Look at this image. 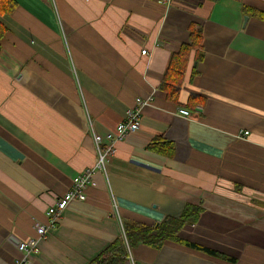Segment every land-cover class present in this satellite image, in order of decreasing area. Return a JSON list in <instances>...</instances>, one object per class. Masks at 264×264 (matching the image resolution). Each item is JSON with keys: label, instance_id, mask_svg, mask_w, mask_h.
<instances>
[{"label": "crops", "instance_id": "obj_1", "mask_svg": "<svg viewBox=\"0 0 264 264\" xmlns=\"http://www.w3.org/2000/svg\"><path fill=\"white\" fill-rule=\"evenodd\" d=\"M12 1L0 18V264L18 261L10 238H35L94 165L93 136L138 100L139 129L115 144L107 174L68 205L32 264H89L124 224L158 226L186 205L200 206L197 222L178 242L133 247L135 264H264V20L248 12L264 15V0ZM191 25L203 57L190 54L170 101L163 76ZM155 140L173 156L147 149Z\"/></svg>", "mask_w": 264, "mask_h": 264}, {"label": "trees", "instance_id": "obj_2", "mask_svg": "<svg viewBox=\"0 0 264 264\" xmlns=\"http://www.w3.org/2000/svg\"><path fill=\"white\" fill-rule=\"evenodd\" d=\"M14 8V1L0 0V18L11 14ZM248 12L257 18L264 20L263 13H253L252 11ZM5 33L6 28L0 21V42ZM202 40L203 37L201 30H196L194 25H191L189 27L188 42L180 45L170 56L162 81V89L167 93L170 101H177L178 90L182 84L183 75L185 73L190 54L194 53L195 62L202 59ZM195 74V69H193L192 76ZM147 149L167 155L168 157H172L174 154V147L171 143H162L158 140L152 142ZM200 213V206L186 205L177 219H166L158 226L146 227L137 224H124L122 226L121 236L111 242L89 264H126L125 259L127 256V250L130 251L133 247L139 244L159 249L167 242H178V232L185 226L195 224L200 216ZM189 246L202 252L213 255L215 254L209 250L192 244Z\"/></svg>", "mask_w": 264, "mask_h": 264}, {"label": "built area", "instance_id": "obj_3", "mask_svg": "<svg viewBox=\"0 0 264 264\" xmlns=\"http://www.w3.org/2000/svg\"><path fill=\"white\" fill-rule=\"evenodd\" d=\"M163 3L168 4L170 0H162ZM146 51L142 50L141 55H145ZM147 104V100H138L135 108L128 110L124 119L116 126L114 131L107 133L103 138L99 135L93 136L95 145L96 160L92 167H88L81 174L77 175L73 180L71 187L53 205L48 207L45 212V223L35 226V238L24 243L16 245L20 253V257L15 264H32L38 248L37 244L41 239H44L49 232H51L58 224L63 211L73 201L83 202L85 200V190L90 185L94 184V177L96 174L106 173L107 161L115 154V144L124 141L129 135L133 134L139 129L140 111ZM178 113L184 118L189 117V112L184 109H179ZM249 133L244 131L242 137H247ZM126 245V244H125ZM126 258L132 262V256L127 250ZM132 264V263H131Z\"/></svg>", "mask_w": 264, "mask_h": 264}, {"label": "water", "instance_id": "obj_4", "mask_svg": "<svg viewBox=\"0 0 264 264\" xmlns=\"http://www.w3.org/2000/svg\"><path fill=\"white\" fill-rule=\"evenodd\" d=\"M244 22L247 21V17L243 18ZM11 241H13L15 244H18V241L16 239H14L13 237L10 238Z\"/></svg>", "mask_w": 264, "mask_h": 264}, {"label": "rangeland", "instance_id": "obj_5", "mask_svg": "<svg viewBox=\"0 0 264 264\" xmlns=\"http://www.w3.org/2000/svg\"><path fill=\"white\" fill-rule=\"evenodd\" d=\"M125 261H126V263H127V264H131V263H132V264H135V262H134V259H133V258H132V262H131V260H130V259H128V258H126V259H125Z\"/></svg>", "mask_w": 264, "mask_h": 264}]
</instances>
